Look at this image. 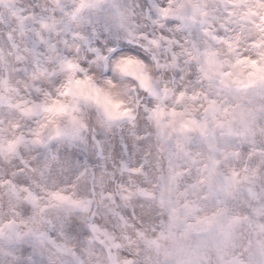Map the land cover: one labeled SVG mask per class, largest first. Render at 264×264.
I'll use <instances>...</instances> for the list:
<instances>
[{"label":"rangeland","instance_id":"1","mask_svg":"<svg viewBox=\"0 0 264 264\" xmlns=\"http://www.w3.org/2000/svg\"><path fill=\"white\" fill-rule=\"evenodd\" d=\"M0 264H264V0H0Z\"/></svg>","mask_w":264,"mask_h":264}]
</instances>
